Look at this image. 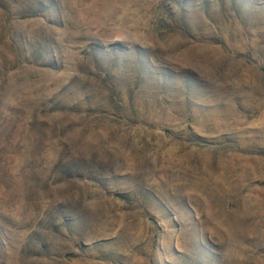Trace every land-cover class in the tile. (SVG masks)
<instances>
[{"label":"rangeland","instance_id":"374dc122","mask_svg":"<svg viewBox=\"0 0 264 264\" xmlns=\"http://www.w3.org/2000/svg\"><path fill=\"white\" fill-rule=\"evenodd\" d=\"M0 264H264V0H0Z\"/></svg>","mask_w":264,"mask_h":264}]
</instances>
